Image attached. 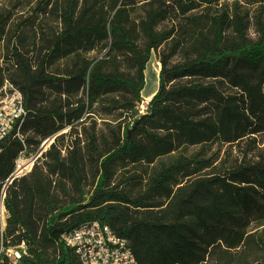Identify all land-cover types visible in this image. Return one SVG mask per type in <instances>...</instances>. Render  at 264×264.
Returning a JSON list of instances; mask_svg holds the SVG:
<instances>
[{"label": "trees", "instance_id": "16d2710c", "mask_svg": "<svg viewBox=\"0 0 264 264\" xmlns=\"http://www.w3.org/2000/svg\"><path fill=\"white\" fill-rule=\"evenodd\" d=\"M23 18L9 27L0 13V89L17 86L28 113L0 141V264L23 242L18 264H80L61 237L92 220L127 238L139 264H264V140L232 165L204 151L264 134V0H39ZM153 52L159 87L138 115ZM113 115L101 131L96 117ZM50 137L3 196L19 156Z\"/></svg>", "mask_w": 264, "mask_h": 264}, {"label": "built area", "instance_id": "2783aa9c", "mask_svg": "<svg viewBox=\"0 0 264 264\" xmlns=\"http://www.w3.org/2000/svg\"><path fill=\"white\" fill-rule=\"evenodd\" d=\"M27 114L22 91L9 80H6L0 89V141L12 134L15 129L17 135L20 136L19 131ZM53 141L54 137L45 139L37 156L31 159H26V153L23 152L17 159L15 171L10 178L21 177L30 173L35 162ZM46 142L47 146L43 149ZM24 161H32L30 169L25 172L21 171ZM10 178L3 187V196ZM61 243L73 250L80 264H139L129 240L118 235L109 224L99 220L83 222L65 232L61 237ZM19 246L23 250L16 247L7 249V254L11 256L14 264H18L20 258L28 252V247L24 242Z\"/></svg>", "mask_w": 264, "mask_h": 264}, {"label": "rangeland", "instance_id": "374dc122", "mask_svg": "<svg viewBox=\"0 0 264 264\" xmlns=\"http://www.w3.org/2000/svg\"><path fill=\"white\" fill-rule=\"evenodd\" d=\"M39 0H0V13L3 16H6V14H10L11 15V21L9 22V27L15 23L20 22L22 19H25L23 17H29L31 16L34 12H35V7L37 5V2ZM221 4L223 2H220ZM231 5L234 3L233 1L229 2ZM221 4L219 5H215L214 8H219L221 6ZM243 4V9L244 11L249 10L250 14L255 13L258 10V6L259 4H249L248 2H242ZM166 25H170L171 26V22H166ZM249 34L251 37L255 38L256 37V32H255V26L253 25L252 28L249 31ZM163 48H165V46L162 47V49L160 48L159 52L163 50ZM4 54V48H3V43H0V57H2ZM91 58H99L101 57V55H99L97 52H91L90 54H88ZM158 55L153 52L147 67H146V71H145V85H144V89H143V98H147L148 96L155 94V92L157 91L158 87H159V81H160V69H161V63L157 57ZM181 59L180 56H176L174 59V62H177ZM2 63V62H1ZM160 68V69H159ZM147 100V99H146ZM144 100L137 109V114L141 115L147 112V105L148 102ZM137 115L134 117H125L123 118V136L126 137L128 134V127L132 128L133 127V123L134 120L137 119ZM98 120V128L109 134L108 131V126H107V122L115 124L114 120L115 118H117L116 115L113 116H97L96 117ZM69 128H66L65 130H63L61 133L63 132H68ZM60 133V134H61ZM72 138L70 135L66 136L65 139L63 141H61L60 145L61 147H64V145H68L71 143ZM257 140H250L248 142V140H245L243 142H241L240 146L238 145H233L231 147L225 145L223 147L218 146L217 143H212L209 144L208 146H206L204 148V151L207 153L205 154L206 156H212V157H219V160L217 163H224L226 165H232L235 162H243V161H253L257 158V154L259 153L261 147L263 146V140H264V134L263 135H259L257 138ZM37 149L36 151H27L25 156L26 159H31L35 156H37L38 153ZM200 147H193L191 149H189V153L190 154H194L197 153L198 151H200ZM63 154H65V150H63ZM179 153H176L175 155H178ZM172 156H164L163 158H161L159 160V162H157V167H160V165L163 162H168L169 160H171ZM40 158V157H39ZM36 163V162H35ZM35 165V164H34ZM34 167V166H33ZM153 166L149 167V170H151ZM132 172V170H130ZM122 174L127 175L126 172H122ZM121 175V173L119 174ZM118 177V175H117ZM124 177V176H123ZM103 181V177H99L97 184H100ZM4 189V188H3ZM91 188L90 186L87 187V191H90ZM6 211L3 209L2 210V228H1V232L5 229L6 226ZM53 222L55 221V218L52 220ZM258 230V232H264V226L260 227L258 229L254 228V231ZM5 241V239L3 237H1V242ZM11 247H16L19 250H23L21 249L20 246H11ZM10 248V247H9ZM3 250V249H2ZM6 253H7V249H6ZM8 255V254H7ZM9 256V255H8ZM11 257V256H9ZM260 260H262V263L264 261V254L261 253V255L258 257ZM60 261H63V257L59 258Z\"/></svg>", "mask_w": 264, "mask_h": 264}, {"label": "bare ground", "instance_id": "6f19581e", "mask_svg": "<svg viewBox=\"0 0 264 264\" xmlns=\"http://www.w3.org/2000/svg\"><path fill=\"white\" fill-rule=\"evenodd\" d=\"M25 165H27V166L25 167ZM31 165H32V161H30V162L24 161L22 163V166H21V168H22L21 171H23V172L28 171L30 169Z\"/></svg>", "mask_w": 264, "mask_h": 264}, {"label": "water", "instance_id": "95a60500", "mask_svg": "<svg viewBox=\"0 0 264 264\" xmlns=\"http://www.w3.org/2000/svg\"><path fill=\"white\" fill-rule=\"evenodd\" d=\"M132 129H133V128H131V130H132ZM131 130L128 131V136H130V134H131ZM48 143H49V142H48ZM52 143H53V142H52ZM52 143H51V144H52ZM46 146H47V142L43 145V149H45ZM17 177H19V176H14V177L10 178L8 184H11V183L13 182V180L16 179ZM8 184H7L6 186H8Z\"/></svg>", "mask_w": 264, "mask_h": 264}, {"label": "crops", "instance_id": "0c3cea01", "mask_svg": "<svg viewBox=\"0 0 264 264\" xmlns=\"http://www.w3.org/2000/svg\"><path fill=\"white\" fill-rule=\"evenodd\" d=\"M159 69H160V68H159ZM153 95H154V94L148 96V97L146 98L147 100L144 98V100H146L147 102H149V101L151 100V98L153 97Z\"/></svg>", "mask_w": 264, "mask_h": 264}]
</instances>
